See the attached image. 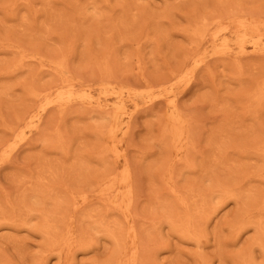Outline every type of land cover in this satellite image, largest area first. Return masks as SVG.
Instances as JSON below:
<instances>
[{
    "label": "rangeland",
    "instance_id": "obj_1",
    "mask_svg": "<svg viewBox=\"0 0 264 264\" xmlns=\"http://www.w3.org/2000/svg\"><path fill=\"white\" fill-rule=\"evenodd\" d=\"M0 264H264V0H0Z\"/></svg>",
    "mask_w": 264,
    "mask_h": 264
}]
</instances>
